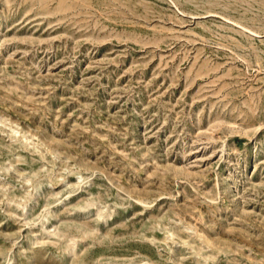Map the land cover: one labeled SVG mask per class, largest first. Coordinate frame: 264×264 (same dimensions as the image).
Returning a JSON list of instances; mask_svg holds the SVG:
<instances>
[{"label":"rangeland","instance_id":"rangeland-1","mask_svg":"<svg viewBox=\"0 0 264 264\" xmlns=\"http://www.w3.org/2000/svg\"><path fill=\"white\" fill-rule=\"evenodd\" d=\"M0 264H264V0H0Z\"/></svg>","mask_w":264,"mask_h":264}]
</instances>
